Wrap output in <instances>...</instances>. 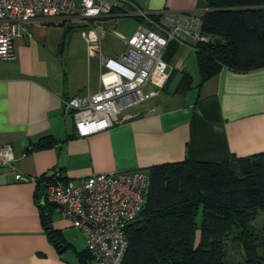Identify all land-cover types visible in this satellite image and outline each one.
<instances>
[{
	"label": "crops",
	"instance_id": "0c3cea01",
	"mask_svg": "<svg viewBox=\"0 0 264 264\" xmlns=\"http://www.w3.org/2000/svg\"><path fill=\"white\" fill-rule=\"evenodd\" d=\"M129 1L149 14L205 10V0ZM119 17L129 16L112 20ZM106 24L112 28L115 22ZM76 26L80 24L74 19H31L13 42L15 59L0 62V144L9 145L13 155V171L0 167V264H66L41 223L39 189L15 181V174L39 178L59 171L66 181L78 184L94 174L146 171L184 159L217 163L264 152V68H222L199 89L183 94H172L174 88L167 87L121 112L110 128L77 137L62 103L96 91L99 84L98 74L87 79V70L79 75L69 61L64 30ZM45 136L53 146L30 150ZM49 223L72 252L84 249L81 235L67 220L52 211Z\"/></svg>",
	"mask_w": 264,
	"mask_h": 264
},
{
	"label": "trees",
	"instance_id": "16d2710c",
	"mask_svg": "<svg viewBox=\"0 0 264 264\" xmlns=\"http://www.w3.org/2000/svg\"><path fill=\"white\" fill-rule=\"evenodd\" d=\"M204 8L205 40L193 48L197 82L192 85L182 69L172 94L199 89L222 68L235 72L264 68V0H205ZM178 49L173 43L167 46L163 58L168 65ZM173 74L171 69L161 91ZM53 145L45 136L30 150ZM146 172L145 203L125 227L127 246L121 264H264L259 252L264 251V152L217 163L184 159L151 166ZM53 178L66 181L56 171L40 176L36 188ZM51 212L49 204L39 206L41 223L60 257L59 250L72 248L51 230ZM259 213L263 218L256 228L253 222ZM227 247L237 260L227 257ZM73 253L78 264H93L85 248Z\"/></svg>",
	"mask_w": 264,
	"mask_h": 264
},
{
	"label": "built area",
	"instance_id": "2783aa9c",
	"mask_svg": "<svg viewBox=\"0 0 264 264\" xmlns=\"http://www.w3.org/2000/svg\"><path fill=\"white\" fill-rule=\"evenodd\" d=\"M116 15L133 17L138 25L122 41L121 51L103 56L101 37L110 32L106 23ZM31 19L59 22L74 19L87 57L99 63V88L63 104L71 114L77 137L104 131L126 109L156 97L174 69L164 60L169 44L188 48L205 40L201 14L144 12L129 0H0V62L15 59L13 42L22 37ZM11 147L0 144V167L13 171ZM58 176V175H57ZM36 177L14 175L17 182ZM43 201L77 230L93 264H121L126 250L125 227L145 203L148 175L144 170L94 174L78 184L53 178L44 184Z\"/></svg>",
	"mask_w": 264,
	"mask_h": 264
},
{
	"label": "rangeland",
	"instance_id": "374dc122",
	"mask_svg": "<svg viewBox=\"0 0 264 264\" xmlns=\"http://www.w3.org/2000/svg\"><path fill=\"white\" fill-rule=\"evenodd\" d=\"M114 21L115 25L111 28L110 32H106V37L102 38L101 40V47H102V53L103 56L106 57H113L114 55L118 54L121 51V39L117 36L127 37L130 34L133 33L135 28L137 27L136 22L129 17H119L114 20H111V22ZM138 22V21H137ZM79 27H74L69 30L63 38L64 46L68 47V57L69 61H72L74 65L75 71L81 75L85 74V71L87 70L88 78H96V75L99 73V63L98 60L95 58L92 60H87L86 55L84 54L83 50V41L79 32ZM113 33H116L117 35H113ZM54 35L51 34L50 38H53ZM119 39V40H118ZM103 41V42H102ZM65 63V62H64ZM175 64V65H174ZM68 65V64H67ZM71 65V64H70ZM171 66L175 67L173 78L171 82L168 85V89L171 90L176 85V82L179 77L180 69L184 70L192 79V83L195 84L197 82V69H196V63H195V55L194 52L191 49L179 47L178 51L176 52L175 56L172 59ZM180 67V69L177 68ZM91 81L92 84V80ZM263 215L262 213H259L253 222V226L256 228H259L260 222L262 221ZM195 222L199 223V214L195 217ZM264 248V239L263 244ZM264 254L263 249L259 251ZM227 257L230 260H237L238 256L236 255L234 250H231L230 248H226L225 251Z\"/></svg>",
	"mask_w": 264,
	"mask_h": 264
},
{
	"label": "water",
	"instance_id": "95a60500",
	"mask_svg": "<svg viewBox=\"0 0 264 264\" xmlns=\"http://www.w3.org/2000/svg\"><path fill=\"white\" fill-rule=\"evenodd\" d=\"M44 188L45 186L42 184L39 187V190L37 192V200L40 205L43 204V194H44ZM60 254V260L63 261L66 264H78L77 259L74 255V253L71 250L63 251L62 249L59 250Z\"/></svg>",
	"mask_w": 264,
	"mask_h": 264
}]
</instances>
